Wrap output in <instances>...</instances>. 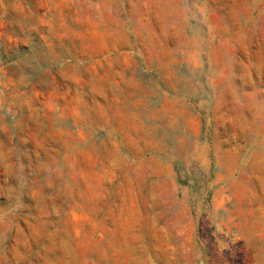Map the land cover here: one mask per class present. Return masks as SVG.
<instances>
[{
	"label": "rangeland",
	"instance_id": "1",
	"mask_svg": "<svg viewBox=\"0 0 264 264\" xmlns=\"http://www.w3.org/2000/svg\"><path fill=\"white\" fill-rule=\"evenodd\" d=\"M0 264H264V0H0Z\"/></svg>",
	"mask_w": 264,
	"mask_h": 264
}]
</instances>
